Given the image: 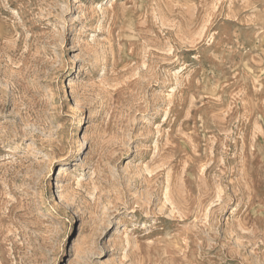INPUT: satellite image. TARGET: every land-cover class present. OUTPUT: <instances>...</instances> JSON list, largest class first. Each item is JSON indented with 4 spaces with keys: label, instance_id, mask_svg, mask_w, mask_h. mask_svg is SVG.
Instances as JSON below:
<instances>
[{
    "label": "rangeland",
    "instance_id": "1",
    "mask_svg": "<svg viewBox=\"0 0 264 264\" xmlns=\"http://www.w3.org/2000/svg\"><path fill=\"white\" fill-rule=\"evenodd\" d=\"M0 264H264V0H0Z\"/></svg>",
    "mask_w": 264,
    "mask_h": 264
}]
</instances>
